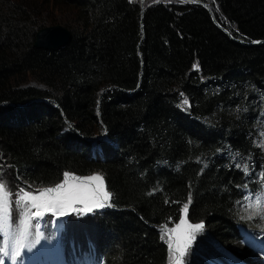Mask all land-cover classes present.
Returning <instances> with one entry per match:
<instances>
[{"label": "trees", "instance_id": "1", "mask_svg": "<svg viewBox=\"0 0 264 264\" xmlns=\"http://www.w3.org/2000/svg\"><path fill=\"white\" fill-rule=\"evenodd\" d=\"M203 1L242 42L202 4L52 0L70 15L60 23L71 39L49 51L34 46L35 33L60 23L0 0L5 215L16 221L27 210L17 208L18 188L99 173L111 207L68 218L56 248L73 251L70 259L87 243L102 264H167L169 231L181 221L203 225L185 264L220 262L219 246L237 263L243 238L264 236L261 219L239 208L245 190L264 191V153L253 144L264 107V0Z\"/></svg>", "mask_w": 264, "mask_h": 264}, {"label": "rangeland", "instance_id": "2", "mask_svg": "<svg viewBox=\"0 0 264 264\" xmlns=\"http://www.w3.org/2000/svg\"><path fill=\"white\" fill-rule=\"evenodd\" d=\"M18 1L19 4L24 7L25 10H28L29 7L36 8L37 12H39L40 17H42L43 22L45 24H48L50 21L54 23H60V19L63 17H69L70 15L62 14L61 11H65L64 6H61L58 4H53L52 0H15ZM149 0H144L142 4L147 2ZM151 1V0H150ZM183 2V0H181ZM203 1V0H201ZM140 2V0H139ZM205 2V1H203ZM13 3V2H12ZM192 3V2H190ZM207 3V2H205ZM12 5V4H10ZM209 6V4H208ZM211 9V8H210ZM214 10H217V5L213 6ZM213 12V10L211 9ZM30 16H32L30 14ZM26 18V17H25ZM61 24V23H60ZM62 25V24H61ZM64 26V25H63ZM33 80L30 79V82ZM50 102V101H49ZM263 117L261 118L260 123H256L254 125L255 128V134L253 137V144L260 148L261 151L264 153V107L262 109ZM243 157H241L242 159ZM87 177H99L100 180H89L84 179ZM84 178H77L74 175H69L68 177H64L63 183L59 185V187H55L53 192H50L48 194V197H45L44 200H64L68 199V203H56L54 204L53 211H58L63 216L67 215L69 211L73 209H80L82 211H86V209L91 208L93 210H100L101 208H104L107 206V203L110 202V193L105 188V183L103 180V177L99 173H94L90 176H86ZM6 179V176L1 173L0 171V182L6 184L4 181ZM20 189H23V191H18ZM16 193H20L21 197H24L25 192H28L32 195H39L40 193L46 192L47 188H34V187H27V188H18ZM74 199L75 202H71V200ZM244 200H252L250 196L245 198ZM23 201H26L29 205L33 206L32 200L30 198H25ZM247 203H242V206L239 205V208L241 210V213L244 214V216L247 217H256L258 216L257 210L259 211L261 208V205L257 202H251V205L253 207H247ZM243 202V201H242ZM43 203V201H41ZM37 208V207H36ZM43 211V207L39 208ZM251 213H257L254 215H250ZM197 230V228L194 225H191L187 223L186 221L179 222L175 227L172 228V230L169 232L170 239L172 241L173 247L175 250H173V256L178 259V257L182 254V252L189 247L190 244H192L195 236L194 232ZM241 245V244H240ZM241 247L245 248L241 245ZM52 248H54V245H52ZM31 249V250H29ZM25 250L26 253H21L23 256V260L21 261L22 264H31L30 256L35 251L33 248L26 247ZM243 255L246 256H252L253 253L249 250H245ZM241 254V255H242ZM73 255V251L71 253H68V257H71ZM173 258V259H174ZM207 259V255L204 258L203 262ZM253 259V258H252ZM256 259H263L261 255L256 256ZM260 261V260H259ZM258 261V262H259ZM263 261V260H262ZM174 262V260L172 261ZM228 264H237L232 262V260L228 261Z\"/></svg>", "mask_w": 264, "mask_h": 264}, {"label": "snow or ice", "instance_id": "3", "mask_svg": "<svg viewBox=\"0 0 264 264\" xmlns=\"http://www.w3.org/2000/svg\"><path fill=\"white\" fill-rule=\"evenodd\" d=\"M187 102V101H185ZM65 177H68V173H64ZM84 179L89 180H100L99 177H87ZM59 187V186H58ZM4 183L0 182V190H3ZM18 191H23V189H20ZM55 190L49 189L44 193H40L39 195H32L28 192H25L24 197H20L17 200V208H19V201L20 199L30 198L32 200L33 206L37 207L38 209L40 207H43V211L37 210L34 215L37 217H42L45 212L53 211V205L56 203H68V199L64 200H44L45 197H48V194L50 192H53ZM43 201V203H41ZM71 202H75L74 199L71 200ZM188 203H191V197H189ZM188 204L184 205V210L187 212ZM91 208L86 209V211H91ZM19 216V212L17 213ZM196 228H202V224H196ZM39 230V226H37V231ZM0 233H5L9 236V240L5 243V246L3 250H0V264H5V261L10 262V264H21V261L23 260V256L20 253V250L18 248V245L20 244V240L17 238L18 236V230L16 229L15 225L12 223L11 215L10 213L5 215L3 212V204L0 203ZM35 240V236L33 237ZM31 250V249H29Z\"/></svg>", "mask_w": 264, "mask_h": 264}, {"label": "water", "instance_id": "4", "mask_svg": "<svg viewBox=\"0 0 264 264\" xmlns=\"http://www.w3.org/2000/svg\"><path fill=\"white\" fill-rule=\"evenodd\" d=\"M181 1V0H179ZM184 2H192L197 4H202L211 14L214 23L222 29L225 33H227L231 38V34L219 24V22L216 21V19L213 16V13L208 6L207 3L201 1V0H183ZM144 0H140V4L143 7ZM71 39V32L68 28L61 24H53V25H46L41 28H39L35 33V40H34V46L38 48H43L49 51H54L57 49H60L64 47ZM240 42H242L239 38H233ZM263 40H254L252 43H258ZM65 122L68 124V126L73 129L72 125L68 120L65 119ZM93 139V138H92Z\"/></svg>", "mask_w": 264, "mask_h": 264}, {"label": "bare ground", "instance_id": "5", "mask_svg": "<svg viewBox=\"0 0 264 264\" xmlns=\"http://www.w3.org/2000/svg\"><path fill=\"white\" fill-rule=\"evenodd\" d=\"M257 217H259L261 219V222H260L261 228L259 230L260 231V234H264V231H263V228H264V217L263 216H260V215H258ZM186 222L189 223L188 221H186ZM249 235H251V234H249ZM262 237H264V236H262Z\"/></svg>", "mask_w": 264, "mask_h": 264}]
</instances>
